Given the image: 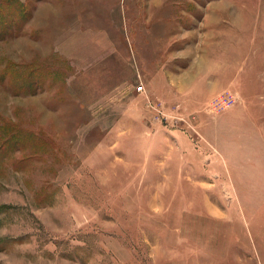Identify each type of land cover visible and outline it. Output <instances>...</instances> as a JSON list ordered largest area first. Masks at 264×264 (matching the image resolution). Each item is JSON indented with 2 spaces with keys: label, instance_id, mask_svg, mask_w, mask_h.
<instances>
[{
  "label": "rangeland",
  "instance_id": "obj_1",
  "mask_svg": "<svg viewBox=\"0 0 264 264\" xmlns=\"http://www.w3.org/2000/svg\"><path fill=\"white\" fill-rule=\"evenodd\" d=\"M18 1L0 264H264V0Z\"/></svg>",
  "mask_w": 264,
  "mask_h": 264
},
{
  "label": "trees",
  "instance_id": "obj_2",
  "mask_svg": "<svg viewBox=\"0 0 264 264\" xmlns=\"http://www.w3.org/2000/svg\"><path fill=\"white\" fill-rule=\"evenodd\" d=\"M15 0H7V5H8V8H18L19 11H22V8L24 5L21 6V3H19L18 0H16L17 2L13 5ZM23 14H19L18 17H21ZM11 18H13V16H11ZM5 18L3 17L2 20H0V39L4 38L5 36H8V35H11L13 34V30L15 28H13V25L15 24L13 22V24H2V21L4 20ZM6 20V19H5ZM4 20V21H5ZM15 20V19H14ZM21 24V23H20ZM20 24L18 27H20ZM12 25V26H11ZM17 26V24L15 25ZM32 71L33 70H30L29 72L23 74V72H14V73H9L10 75H8V80L9 82L11 83V87H14L15 89V92L16 94H19V93H27L29 92V90L32 89V91L38 86V84L40 83L39 80H40V76H36V77H32ZM3 74H6V73H3ZM3 80H5V76L2 75V73L0 74V81L3 82ZM8 136L10 137H13L14 134H12L11 132L8 133ZM9 140V141H8ZM6 141H8L10 144H11V141L12 143L14 142V140L12 138H5V140L3 141V143H5ZM16 143H17V140H15ZM7 142V143H8ZM8 144V145H10ZM7 145V146H8ZM1 147L2 145L0 144V151L1 150ZM6 147V146H5ZM9 148V147H8Z\"/></svg>",
  "mask_w": 264,
  "mask_h": 264
},
{
  "label": "built area",
  "instance_id": "obj_3",
  "mask_svg": "<svg viewBox=\"0 0 264 264\" xmlns=\"http://www.w3.org/2000/svg\"><path fill=\"white\" fill-rule=\"evenodd\" d=\"M142 88V86H138V89H141ZM230 99H233V97H231V96H229V97H223V98H220V101H223V100H225L226 102H229V100Z\"/></svg>",
  "mask_w": 264,
  "mask_h": 264
}]
</instances>
